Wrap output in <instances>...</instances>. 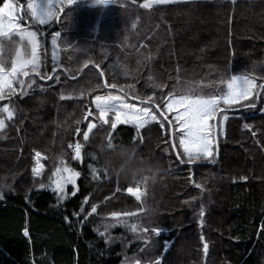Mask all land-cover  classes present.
I'll use <instances>...</instances> for the list:
<instances>
[{"label": "trees", "instance_id": "1", "mask_svg": "<svg viewBox=\"0 0 264 264\" xmlns=\"http://www.w3.org/2000/svg\"><path fill=\"white\" fill-rule=\"evenodd\" d=\"M143 1L77 0L61 23L32 25L40 30L41 74L52 75V68L59 65L60 79L27 77L26 81L35 79L37 85L23 97L11 98L16 115L0 131V264H121L125 259L131 264L133 259L157 255H166L169 264H264V230L260 229L264 113L259 110L264 108V95L253 101L256 108L236 106L227 112L214 163L180 165L167 131L155 122L140 130L142 142L132 140L136 135L132 125H118L111 148L105 130L94 129L89 140H83L84 111L94 110L95 95L109 91L97 87L104 80L134 85L142 97L155 92L162 106V95L173 85L179 90L195 82L207 94L217 91L212 82L224 74L264 76V0H236L235 4L232 0H183L151 9L141 8ZM16 2L23 6L22 13L27 12L28 0ZM25 19L24 24L31 25L30 18ZM57 31L62 35L53 43L51 34ZM4 43L5 57L10 59L12 45ZM97 63L99 69L94 67ZM100 71L105 73L103 78ZM157 85L164 86L163 94ZM61 95L72 98L61 100ZM4 103L9 100L0 101V108ZM245 123L251 130L244 128ZM76 142L82 144L80 161L72 159L68 148ZM129 149L137 164L158 163L154 180L133 182L121 174L128 162L123 152ZM36 151L41 152L39 163L44 166L39 177L31 171ZM63 165L81 175L76 195L58 205L56 194L39 189V184H48L55 169ZM89 165L97 170L96 179ZM197 183L203 190L195 187ZM128 187L139 188L141 199L129 194ZM66 191L71 193L72 187ZM85 196L84 211L72 216L80 211ZM93 204L97 212L89 215ZM201 206L203 225L198 222ZM113 211L135 215L115 223L110 217ZM65 215L69 222L64 221ZM106 224L114 226L101 237ZM131 224L139 226L135 233L127 227ZM144 227L167 229L163 232L170 244L167 253L160 237L143 233ZM24 228L28 237L23 235ZM201 235L209 244L207 254Z\"/></svg>", "mask_w": 264, "mask_h": 264}, {"label": "snow or ice", "instance_id": "2", "mask_svg": "<svg viewBox=\"0 0 264 264\" xmlns=\"http://www.w3.org/2000/svg\"><path fill=\"white\" fill-rule=\"evenodd\" d=\"M77 2V0H46L44 5H41L39 0H28L27 12H23V15H18L23 10V6L17 8L12 3V0H2V6H0V101L9 100V103H4L0 108V130L6 128V121H12L16 115V109L10 106L12 97H23L27 94V89L32 88L35 81L29 79L25 80L23 77H30V71L35 76H38L41 81H50L53 78L60 79L57 74L56 65L52 68V75L47 73L41 74V41L38 39L39 27L35 31L32 30V25L46 26L48 24L62 22L65 16H67L70 8ZM109 0H94L97 4H107ZM115 3L116 0H111ZM135 3V0H132ZM179 0H144V3L140 5L141 8L151 9L154 5H170L178 3ZM236 0H232L235 4ZM120 7H124L123 4H118ZM25 17H29L31 25L28 27L22 26L25 22ZM53 43L56 38L62 34L60 32H53ZM14 37H18L15 40ZM4 41L10 42L12 45L8 47V51L12 53L9 58L5 57L6 44ZM27 41V45L30 47V54L24 55L21 53L20 45ZM55 59V57H53ZM91 60L85 62L83 67H87ZM10 63V66H9ZM94 67L99 69L100 65L94 64ZM78 74V73H77ZM105 73L99 72V76L103 78ZM74 78V77H73ZM151 79V77H149ZM260 83H257V80ZM16 85L20 87L17 88ZM213 87L217 89L216 92H210L204 94L201 91V85L198 83H191L181 87L177 90L176 85L172 86V89L167 92L166 95H162L163 104L154 98L156 93L152 95L140 96L135 91L134 85H120L118 83H109L104 81L102 85L98 84L97 87L109 89L106 94L95 95L91 104L94 105V110L88 109L84 111L83 118L87 121V128L83 131V140L88 141L90 133L96 130H105L108 137V148L113 146V139L115 133L119 131L118 125H132L136 130V135L132 137L133 141L139 139L143 141V137L140 135V130L144 129L146 125H150L153 122L159 125V129L167 131L168 140L171 141V149L176 153L175 159L180 165L192 166L199 161H206L214 163L217 155V137L224 132V122L228 119L225 114L229 109L236 106L243 108H256V104L253 102L255 99L264 95V76L257 77L248 73L233 74L228 76L226 74L221 75L219 80L212 82ZM163 94L164 86L157 85ZM125 88L128 91H125ZM129 92L133 93L131 96ZM83 95V92H81ZM72 97L61 95L60 99H71ZM130 99L138 100V103L128 102ZM243 102V103H242ZM261 113H264V108L259 109ZM171 115V118L169 117ZM167 121V128L165 125ZM79 123V121H77ZM104 126H108L104 129ZM251 125L244 124V128L251 130ZM77 133H80L81 129L77 127L75 129ZM252 136H256V132H252ZM178 141V144H177ZM177 147L180 151H177ZM68 148L72 149V159L80 161L82 157V144L76 142L75 144L69 143ZM168 151V148L163 150ZM42 158L41 152L36 151L33 159L36 161V166L32 168L33 177H39L41 175L43 164L39 161ZM94 159V157H93ZM93 178H97V170L89 165ZM81 175L79 171L74 170L67 165L57 167L49 177L48 184L40 183L39 189H50L56 194L57 204L68 199L69 195L75 196L77 187V178ZM246 179V178H245ZM191 182V175L189 176ZM71 185V193L66 191V187ZM196 188L202 189L201 184L197 183ZM126 191L134 196L136 200L141 199V192L139 188L128 187ZM3 196L0 194V199ZM28 198V197H26ZM88 197H84V202L80 205V211H73L72 216H80L84 211L83 204L86 203ZM143 211V209H141ZM97 207L95 204L91 206L89 215L96 213ZM135 213L131 212H118L113 211L110 213V217L115 223H124L122 217L133 216ZM205 211L203 206L199 211V223L203 225V218ZM65 222H69V216L63 217ZM87 220V216L84 217ZM84 220L80 221L83 226ZM114 224H106L104 231L99 232L101 237H105L109 227ZM132 232H136L138 229L137 224L127 225ZM260 229L264 230V221L261 222ZM143 233H151L162 240V250L167 253L170 248V244L167 238L163 236V232L167 231L162 227H144L141 229ZM23 235L29 236L27 228L23 229ZM203 243V252L207 254L209 251V244L205 242L204 235L199 237ZM108 243V240H105ZM144 243H148L147 240ZM102 254V253H101ZM121 264H129V261L125 259ZM131 264H169L166 255H157L155 259L148 258L141 260L139 258L133 259Z\"/></svg>", "mask_w": 264, "mask_h": 264}, {"label": "clouds", "instance_id": "3", "mask_svg": "<svg viewBox=\"0 0 264 264\" xmlns=\"http://www.w3.org/2000/svg\"><path fill=\"white\" fill-rule=\"evenodd\" d=\"M131 151L132 150L129 149L123 152V155L128 156V162L127 166L120 170L121 174L133 182L148 181L150 179L154 180L159 168L158 163L146 160L137 164L136 161L128 155Z\"/></svg>", "mask_w": 264, "mask_h": 264}, {"label": "rangeland", "instance_id": "4", "mask_svg": "<svg viewBox=\"0 0 264 264\" xmlns=\"http://www.w3.org/2000/svg\"><path fill=\"white\" fill-rule=\"evenodd\" d=\"M92 1H94V0H92ZM179 1H183V0H179ZM39 2L41 3V5H44L45 2H46V0H39ZM109 2H111V0H109ZM109 2H108V3H109ZM12 3H13L14 5H16L17 8H20V6L17 4L16 0H12ZM142 3H144V1H143ZM142 3H141V4H142ZM18 15H23V13H22V12H19ZM25 20H26V19H25ZM22 26H24V27H28L29 25L23 23ZM32 30L35 31L33 28H32ZM17 38H18V37H17ZM38 39H39V38H38ZM20 47H21V53H22V54H24V55L30 54V47L27 45V41H24V42L20 45ZM56 50H57V48H56ZM40 57H41V55H40ZM243 73H245V72H243ZM243 73H241V74H243ZM248 74H249V73H248ZM33 81H35V83L33 84L32 88H33L34 86L37 85V81H36L35 79H34ZM30 91H31V89H27V93H29ZM128 102H130V103H138V101H134V100H129ZM227 112H229V111H227ZM227 112H226L225 114H226L227 117H228ZM171 115H172V114H171ZM225 124H226V120H225V122H224V132H223L222 135H219V136H223V135H224V133H225ZM0 131H1V130H0ZM78 179H79V177L77 178V186H78ZM69 186H71V185H68L67 187H69ZM67 187H66V188H67Z\"/></svg>", "mask_w": 264, "mask_h": 264}, {"label": "water", "instance_id": "5", "mask_svg": "<svg viewBox=\"0 0 264 264\" xmlns=\"http://www.w3.org/2000/svg\"><path fill=\"white\" fill-rule=\"evenodd\" d=\"M22 12V11H21ZM30 75H32V73H30ZM26 78L27 77H24L23 79H25L26 80ZM104 81H106V80H104ZM13 98V97H12ZM217 148H218V137H217ZM218 158H219V148H218V150H217V160H218Z\"/></svg>", "mask_w": 264, "mask_h": 264}, {"label": "bare ground", "instance_id": "6", "mask_svg": "<svg viewBox=\"0 0 264 264\" xmlns=\"http://www.w3.org/2000/svg\"><path fill=\"white\" fill-rule=\"evenodd\" d=\"M228 111H230V109Z\"/></svg>", "mask_w": 264, "mask_h": 264}]
</instances>
